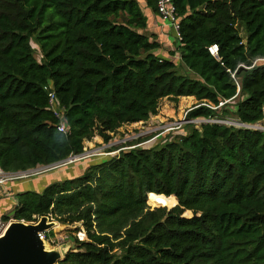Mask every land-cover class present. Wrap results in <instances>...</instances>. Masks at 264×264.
<instances>
[{
  "label": "trees",
  "instance_id": "obj_1",
  "mask_svg": "<svg viewBox=\"0 0 264 264\" xmlns=\"http://www.w3.org/2000/svg\"><path fill=\"white\" fill-rule=\"evenodd\" d=\"M144 2L159 15L157 0ZM174 4L180 64L156 54L162 46L143 33L138 0H0V169L81 156L86 142L109 144L123 126L156 116L166 98H195L188 120L263 123L264 0ZM181 65L190 75L178 73ZM184 128L157 145L138 139L108 158L78 161L73 178L57 173L74 174L77 162L44 172L43 190L18 193L13 216L0 217L82 224L87 240L74 238L59 264H264V131ZM163 199L178 205L150 207Z\"/></svg>",
  "mask_w": 264,
  "mask_h": 264
},
{
  "label": "rangeland",
  "instance_id": "obj_2",
  "mask_svg": "<svg viewBox=\"0 0 264 264\" xmlns=\"http://www.w3.org/2000/svg\"><path fill=\"white\" fill-rule=\"evenodd\" d=\"M139 3H141V1H139ZM158 17L160 18L159 15ZM164 22L166 26H168L170 30H172V23L169 20H164ZM161 23L164 24L163 22ZM170 41L176 48L177 57L179 56V58H181L180 57L181 50L180 48L178 49L180 44L177 40V36L174 33L170 34ZM33 46L37 50L36 58L40 60L42 56L40 54L39 48L35 44H33ZM173 54H175V52H173ZM179 61L180 60L177 59L176 63L180 64ZM177 71L180 75H186V74L190 75L189 73H187L186 69L182 65L177 68ZM197 103L198 102L196 101L195 98L191 100L187 98H180L179 100L168 99V98L163 99L159 104L158 114L156 116H151L150 119L144 123L142 122L138 124L123 126L113 136V140L109 144H105L103 139L100 137L94 138L92 142H86L85 150H84L85 153L82 155V157L83 156L85 157L86 154L89 153V154L95 155V157H93L95 159L108 158L112 155L118 154L119 153L118 149L121 148L122 146H125V143L133 142V141L136 142L138 139H142V140L151 139L141 144V146L143 147H148L149 145H151V143L157 145L167 138H174L179 133H186V129L184 128V126H187L188 124H193V125H196L197 128H200L202 124H208V123L213 124V122H215V123L225 125V126L240 127L237 120L231 117H225L224 119H214V120H206L204 118H200L197 120H188L187 119L188 113L196 106ZM218 114L219 116L221 115L220 110L218 111ZM250 127L251 129H259V131H264V122L259 123L257 125L250 126ZM111 148H116L117 151L109 152L110 151L109 149ZM124 149H129V148H124ZM86 160L89 161V160H94V159L90 158ZM68 164H71V163L68 162ZM76 164H79V162L73 164V166H76L74 174L68 176L66 175V173H64V170H63V169L67 170L66 168L73 167L72 165H70V167H66V166L63 167L62 169H60L63 171H58L57 174H59V176H61L62 179L66 176L70 178L77 176L80 173V170H78L79 165H76ZM43 168H46V167H37L36 169H32L34 170L33 171L34 176L32 178L43 177L44 175L42 173L45 172L47 174L48 172H50V171L44 170ZM19 181H22V180H19ZM158 201L160 203V205L158 204L159 206L154 205V207H152L149 204L148 205L152 209H155V208H160L162 206H167L169 204V201L168 203L165 204L166 202L165 199H163L162 202L160 200ZM173 207L167 206L166 208L170 210ZM10 211L7 214L9 216H13L12 215L13 210L11 212ZM53 232L55 236L51 238L52 243H50L48 247L50 250L59 249L64 246L71 247L72 244H74L76 247L75 240H73L72 242L71 238L73 239L76 238L78 241L87 240V236L85 234L84 229L82 228V224H76L73 226H62L59 223H57V226L55 227Z\"/></svg>",
  "mask_w": 264,
  "mask_h": 264
},
{
  "label": "water",
  "instance_id": "obj_3",
  "mask_svg": "<svg viewBox=\"0 0 264 264\" xmlns=\"http://www.w3.org/2000/svg\"><path fill=\"white\" fill-rule=\"evenodd\" d=\"M71 160L72 157L65 162ZM57 223L51 220L50 216L41 217L37 224L12 220L4 234L0 236V264H59L62 262L70 251L75 249V245L50 250L49 244L39 238L40 233L53 231ZM73 240L71 238L72 242Z\"/></svg>",
  "mask_w": 264,
  "mask_h": 264
},
{
  "label": "crops",
  "instance_id": "obj_4",
  "mask_svg": "<svg viewBox=\"0 0 264 264\" xmlns=\"http://www.w3.org/2000/svg\"><path fill=\"white\" fill-rule=\"evenodd\" d=\"M139 1H141L140 5L142 7L144 15L148 20V27L146 30H144V34L152 37V39L155 38L157 42H159L162 46V48L157 51L156 54L167 57L171 59V61H173L175 64H178L176 63V60H181V58H179V56L177 57L176 48L170 41V34L174 32L170 30L168 26H166L164 19L161 16L159 18L156 13H153L151 9L147 8L144 0ZM161 22H163L164 24H162ZM173 52H175V54H173ZM50 177L51 176L44 175L43 177H38L32 180L9 182L2 186L0 188V211H3L5 212V214H7L11 210V207L13 205H16L15 196L18 193L25 191L41 192L46 184H48L46 181L50 180Z\"/></svg>",
  "mask_w": 264,
  "mask_h": 264
},
{
  "label": "built area",
  "instance_id": "obj_5",
  "mask_svg": "<svg viewBox=\"0 0 264 264\" xmlns=\"http://www.w3.org/2000/svg\"><path fill=\"white\" fill-rule=\"evenodd\" d=\"M157 11L159 16H161L164 20H169L172 23V31L177 35V39H180V18L178 17L177 14V10L174 4V0H157ZM209 51L211 53V55L216 56L218 54V46L214 45L211 48H209ZM46 90V88H45ZM49 104H50V108L51 110L54 112L55 116L57 118H59L60 120L63 119V111L60 110L57 106L56 103V95L55 92L53 90L52 86H49ZM223 105V104H221ZM240 127H247V128H251L250 126H246V125H242L239 124ZM255 130H259V129H255ZM58 131L61 133H67L68 132V127L66 126V124L64 122L61 121L60 125L58 126ZM81 156H73L70 162L71 164L74 162H78L81 161L83 159H87V158H92L95 157V155L93 154H89L87 153L86 156L82 157ZM68 162H61L57 165H53V166H49L46 168H43L46 171H51L54 168H59L65 165H68ZM39 170V169H38ZM34 170H28V171H22V172H16V173H6L3 172L0 169V188L2 186H4L5 184L9 183V182H16L19 180H25L28 178H32L34 176ZM51 220H54L52 218V216H50ZM41 218L37 219V222H33V223H29V224H37L40 221ZM12 220H10L11 222ZM4 223L0 217V236H2L5 232V230L7 229L9 223ZM24 222V221H23ZM39 238L41 241L47 242L48 244L52 243L51 239L47 238V233H40L39 234Z\"/></svg>",
  "mask_w": 264,
  "mask_h": 264
},
{
  "label": "bare ground",
  "instance_id": "obj_6",
  "mask_svg": "<svg viewBox=\"0 0 264 264\" xmlns=\"http://www.w3.org/2000/svg\"><path fill=\"white\" fill-rule=\"evenodd\" d=\"M162 207H165V206H162ZM83 236V235H82ZM82 239V238H81Z\"/></svg>",
  "mask_w": 264,
  "mask_h": 264
}]
</instances>
